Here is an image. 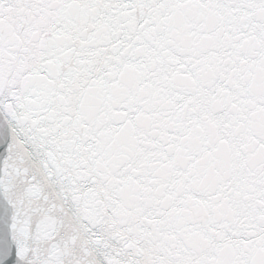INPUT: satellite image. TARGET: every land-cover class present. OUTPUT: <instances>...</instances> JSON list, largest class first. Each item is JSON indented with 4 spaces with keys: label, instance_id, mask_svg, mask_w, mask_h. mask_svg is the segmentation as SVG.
I'll use <instances>...</instances> for the list:
<instances>
[{
    "label": "water",
    "instance_id": "1",
    "mask_svg": "<svg viewBox=\"0 0 264 264\" xmlns=\"http://www.w3.org/2000/svg\"><path fill=\"white\" fill-rule=\"evenodd\" d=\"M102 2L211 209L264 264V0Z\"/></svg>",
    "mask_w": 264,
    "mask_h": 264
}]
</instances>
